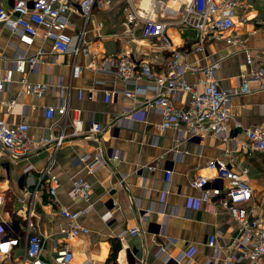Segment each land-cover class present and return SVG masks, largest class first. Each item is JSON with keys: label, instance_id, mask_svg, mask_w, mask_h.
<instances>
[{"label": "crops", "instance_id": "obj_1", "mask_svg": "<svg viewBox=\"0 0 264 264\" xmlns=\"http://www.w3.org/2000/svg\"><path fill=\"white\" fill-rule=\"evenodd\" d=\"M185 1L189 0H177L174 7H164L161 12L162 21L168 22L163 18L167 15L177 18L170 21L168 31L178 50L195 43L198 37L194 29L176 23ZM0 6H10V0H0ZM243 14L247 20L235 17L233 32L245 39L252 53H264V24H257L264 22V0H247L245 9L236 10V15ZM68 19L66 31L71 35L83 32V40L91 51L89 56L75 57V64L82 71L73 77L71 56L56 54L51 40L37 35L33 44L26 45L0 24V78L17 54H32L40 47L47 54V60L40 62L34 73L26 74L27 81L47 85L46 91L40 97L24 94L22 75L13 73L12 80L0 92V119L9 125L28 124V136L34 141L49 134L61 137L59 145L35 147L19 159L0 151V185L4 196L10 195L13 213L10 216L6 211L1 219L5 226L13 225V232L8 235L16 242L11 263L23 254V224L31 210L41 239V258L46 264H56L53 257L63 245L71 250L73 264H166L169 257L177 256H183L182 264H221L223 251L208 247L206 240L215 232L217 245L222 246L231 235L233 223L218 205L222 195H211L208 201L190 205L191 197L201 196L200 191L192 189L190 181L203 175L209 179L208 189L221 185L224 190L226 184L214 180V172L206 167V162L214 157L235 161L248 167L250 185L264 207V155L239 145L235 136L240 130L234 128L235 122L243 127L264 124V91L251 84L249 92L233 98L226 141L214 135L161 129L160 113L144 104L146 98L153 96L152 91L135 97L121 93L150 83L138 73L134 81L123 82L109 66V60L119 53L127 54L136 63L147 59L153 70L161 74L169 52L155 40L137 37L142 21L126 24L123 3L94 9L86 22L76 12L69 13ZM207 57L222 61L216 76L224 89L234 88L237 75L248 68L243 50L224 40L207 42L204 53L190 54L186 61L204 63ZM200 76L187 74L186 80L196 83ZM110 91L117 92L106 102L104 95ZM63 98H68L69 106L78 110V125L71 121V115L45 117V109L59 105ZM171 99L176 106L188 101L184 94ZM11 100L16 101L13 111L5 105ZM91 122L99 123L103 130L90 133ZM97 155L107 164L89 172L86 165ZM114 155L119 158L113 159ZM82 157L87 161L81 162ZM47 167L59 181L55 198L49 194L47 175H43ZM165 170L172 171L168 184L164 181ZM79 176L91 184L88 203L69 195L73 180ZM165 189L168 193L163 196ZM60 206L70 210L89 208L79 217L89 232L65 238L59 230L66 223L58 213ZM133 226L141 229L140 235L126 233Z\"/></svg>", "mask_w": 264, "mask_h": 264}, {"label": "built area", "instance_id": "obj_2", "mask_svg": "<svg viewBox=\"0 0 264 264\" xmlns=\"http://www.w3.org/2000/svg\"><path fill=\"white\" fill-rule=\"evenodd\" d=\"M154 2L156 0H153V4ZM116 3H123L126 24L136 25L142 21V39L155 40L169 52L161 74L153 70L147 59L136 63L127 54L119 53L111 56L109 66L115 69L120 80L125 83L134 81L138 73L150 83L145 87L136 85L133 90H123L121 93L126 97H135L152 91L153 96L146 98L144 104L160 113L161 129H174L183 134L197 136L214 135L223 141L228 140V127L233 117V98L238 94L249 92L251 84H256L258 90L264 91V53H252L245 39L233 32L235 17L239 21L247 20L244 14L236 15L237 9H245L247 0L185 1L176 23L194 29L198 37L195 43L181 50L176 49L168 31V26L172 22L155 20L145 15L147 11L142 10L141 13L139 5L137 8L133 6V0H10V6H0V24L16 33L18 40L26 45L33 44L37 35L51 40L56 54L71 56L70 67L73 77L82 71V67L75 64V57L80 54L89 56L91 51L83 40V32L71 35L66 31L69 13L76 12L86 22L94 9H108ZM257 24L263 25L264 22L258 21ZM212 40H224L227 44L240 47L244 52L248 68L237 75V84L234 88L224 89L218 83L216 75L222 65L220 59L207 57L204 63L186 61L190 54L204 53L206 43ZM46 58L47 54L42 47L32 54H17L11 66L5 69L4 75L0 78V92L16 72L22 75L21 84L24 94L36 97L43 95L47 85L27 81L26 74L34 73L38 64L46 61ZM196 73L201 75L196 83L186 80L187 74ZM197 86L201 89L198 90ZM116 92L105 93V101H109ZM182 94L187 95L188 101L184 106H176L171 98ZM79 96H83L82 91ZM15 104V100L5 103L12 111ZM77 113L78 110L69 106L68 98H63L59 105L45 109L46 118L52 119L54 116L67 118L71 115L74 125L79 124ZM234 128L240 130L235 136L239 145L264 155V124L243 127L239 122H235ZM28 130L29 126L24 122L9 125L0 119V151H4L13 159H19L25 157L35 147L52 143L60 144L61 137L53 134L34 141L28 136ZM102 130L103 127L97 122H91L88 129L90 133H100ZM112 158L119 157L114 155ZM80 161L86 162L87 159L82 157ZM106 164L107 162L97 155L91 164L86 165V168L92 172L96 167ZM206 167L214 172V180H218L222 185L225 183L226 187L223 190V186L220 185L210 190L207 187L209 179L198 175L191 179L190 186L200 191L201 196L191 197L190 205H199L200 202L208 201L211 195H222L218 205L233 223L227 242L218 246V234L214 232L208 236L206 245L211 248L218 247L223 251L221 264H264V207H261L258 196L254 194L250 185L247 177L248 167L221 157L209 159ZM171 174L170 170L164 171L165 184L169 183ZM43 175H47L49 194L55 198L59 187L57 177L48 167ZM167 193L168 190L165 189L163 196ZM25 195L27 193H24ZM69 195L73 200L88 203L91 199V184L79 176L73 180ZM17 201H20V198ZM3 203L4 193L0 185V210ZM88 209L70 210L66 206L59 207L58 213L66 221L59 230L65 238L71 239L89 232V229L79 222V217L86 214ZM33 216L31 210H28L23 224L24 251L20 257L13 260V264H46L41 258V239L35 231ZM5 225V222H0V264H12L11 251L16 242L8 234L13 232V225L9 223ZM141 232L138 226L126 231L130 236L140 235ZM182 258L183 256L169 257L165 263L182 264ZM53 261L56 264H73V254L69 247L67 245L59 247Z\"/></svg>", "mask_w": 264, "mask_h": 264}, {"label": "rangeland", "instance_id": "obj_3", "mask_svg": "<svg viewBox=\"0 0 264 264\" xmlns=\"http://www.w3.org/2000/svg\"><path fill=\"white\" fill-rule=\"evenodd\" d=\"M161 1V3H160ZM156 0V2H154L153 4V0H133V6H135V8L138 7L139 5V11L142 13L143 11H147L145 12V15H148L151 18H154L155 20H160L162 17L161 12L163 11L162 9H164V7H168L170 5H173V7L175 6L177 0ZM153 4V8L152 5ZM156 13V15H155ZM155 15V17H154ZM167 15V14H166ZM170 15L167 16H163V18L165 20L168 21H175L177 18L176 17H170L168 18ZM142 29V28H141ZM141 29H140V34H137V37H141ZM10 195L8 193L5 194L4 196V203L3 206L0 210V222L3 220L1 219L2 216H4V213L7 211L9 212L10 216H12V209H11V204H10Z\"/></svg>", "mask_w": 264, "mask_h": 264}]
</instances>
